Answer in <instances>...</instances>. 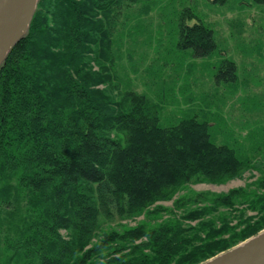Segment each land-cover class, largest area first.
Segmentation results:
<instances>
[{
	"label": "trees",
	"instance_id": "trees-1",
	"mask_svg": "<svg viewBox=\"0 0 264 264\" xmlns=\"http://www.w3.org/2000/svg\"><path fill=\"white\" fill-rule=\"evenodd\" d=\"M162 1L39 0L0 69V264H199L264 230L260 147L217 143L198 113L164 125L162 99L116 77L123 17ZM174 16L181 50L215 54V31L193 7ZM237 71L222 60L215 84L232 87ZM249 170L262 174L245 187L158 204Z\"/></svg>",
	"mask_w": 264,
	"mask_h": 264
},
{
	"label": "rangeland",
	"instance_id": "rangeland-1",
	"mask_svg": "<svg viewBox=\"0 0 264 264\" xmlns=\"http://www.w3.org/2000/svg\"><path fill=\"white\" fill-rule=\"evenodd\" d=\"M183 7H193L214 29L218 47L213 56L196 57L192 50L178 47L177 33L168 20ZM123 19L126 25L114 35L115 72L122 88L135 87L158 105L162 99L164 125L198 113L211 120L217 143L241 146L249 152L260 147V156L264 155V4L253 0H228L222 5L212 0H163L148 15ZM194 22L196 19L190 21ZM224 59L237 64L238 79L232 87L215 84V71ZM261 174L249 170L226 183L191 184L172 200L158 204L174 208L176 199L192 191L229 192L254 183ZM175 211L181 214V210ZM144 218L123 223L133 226Z\"/></svg>",
	"mask_w": 264,
	"mask_h": 264
},
{
	"label": "water",
	"instance_id": "water-1",
	"mask_svg": "<svg viewBox=\"0 0 264 264\" xmlns=\"http://www.w3.org/2000/svg\"><path fill=\"white\" fill-rule=\"evenodd\" d=\"M39 0H0V69L28 34ZM199 264H264V230Z\"/></svg>",
	"mask_w": 264,
	"mask_h": 264
}]
</instances>
